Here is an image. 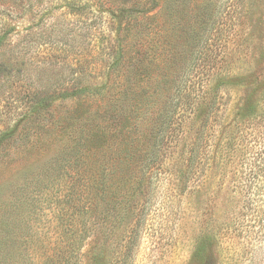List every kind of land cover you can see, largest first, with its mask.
I'll return each mask as SVG.
<instances>
[{"label":"rangeland","instance_id":"obj_1","mask_svg":"<svg viewBox=\"0 0 264 264\" xmlns=\"http://www.w3.org/2000/svg\"><path fill=\"white\" fill-rule=\"evenodd\" d=\"M0 65V264H264V0H0Z\"/></svg>","mask_w":264,"mask_h":264},{"label":"trees","instance_id":"obj_2","mask_svg":"<svg viewBox=\"0 0 264 264\" xmlns=\"http://www.w3.org/2000/svg\"><path fill=\"white\" fill-rule=\"evenodd\" d=\"M0 70H1V65H0ZM79 94H80L79 91H65V92H60V93L59 92L57 93V92H54V91L45 92V93H43V94L38 96L36 102L38 103L39 106L47 107V106L51 105L57 99H67V98H70V97H73V96H76V95H79ZM13 132L14 131H10L9 134H6L5 136H3V139L10 138L14 134ZM256 154L257 155H253L252 156V160H257L258 156H262L263 157L260 160L264 159V155L261 152L260 153H256ZM258 161L259 160H257V162H253V163H252V161L249 162L250 164H248V167H252V165H255V163L257 164ZM248 167H246L248 169L247 172L249 171ZM250 171H252L251 168H250ZM254 173L252 174V177L250 176L249 173H247V175H248L247 178H252V179L256 178L257 174H254ZM259 186H256L257 190H258L257 196L259 197V195H260V196L264 197V193H259V190H263L264 191V185H259ZM255 212H256V209H255ZM263 220H264V218H263ZM248 221H250V220H247V221L241 220V221L235 222V225L231 228L232 229L231 231L232 232H237L239 234L243 233V234H245L247 236L252 231V228H253V226L250 225L248 223Z\"/></svg>","mask_w":264,"mask_h":264}]
</instances>
